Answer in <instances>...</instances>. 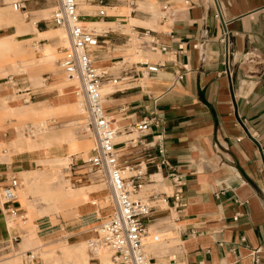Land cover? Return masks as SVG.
<instances>
[{
  "label": "crops",
  "instance_id": "obj_1",
  "mask_svg": "<svg viewBox=\"0 0 264 264\" xmlns=\"http://www.w3.org/2000/svg\"><path fill=\"white\" fill-rule=\"evenodd\" d=\"M83 2L86 10L90 6L104 11L99 16L78 6L81 21L95 22L96 30L105 29L98 33V46L90 52L92 63L98 70L106 65L108 70L102 71L122 80L116 86H102L105 115L120 135L118 140L126 138L116 143L118 164L122 172L141 167L145 176L132 196H146L155 205L146 222V238L153 241L156 235L158 242L147 255L154 264L158 260L161 264H264V0H133L132 6L131 0ZM15 3L24 10L17 14L12 7ZM49 5L39 0H0V58L23 53L31 46L30 56L37 64L30 73L21 70L0 81V124L21 121L9 106L23 110L29 115L26 120H32L47 108L35 111V106L64 94L65 75L47 66L55 63V49L60 46L57 31L62 30L45 19ZM164 6L172 13L167 20L161 18ZM135 34L139 38L135 55L141 57L134 63L137 78L132 64L123 63ZM151 40L166 51H150ZM150 66L158 67L156 72H148ZM10 76L24 93L16 94L8 84ZM152 112L162 121L170 168L155 169V150L142 153L127 143L134 126ZM159 133L161 129L152 127L143 142H152ZM5 137L0 133V192L12 176L20 181L14 203L3 205L0 199V248L15 246L24 252L48 254L87 244L96 226L112 213L104 201L107 192L95 188L104 184L76 171L77 167L71 166L68 172L65 168L63 181L73 184L67 185L73 193L65 195L64 188L59 197L67 199L39 208L38 200L30 196L44 188L41 184L51 174L43 180L34 168L62 167L69 161L52 157L49 145L42 144L38 135L19 144L14 137ZM170 173L178 177L181 187L172 186ZM27 175L37 178L36 186L28 184L30 178L25 181ZM178 190L180 214L174 208ZM149 191L158 195L155 201L147 196ZM65 208H73L76 219L66 224L69 235L48 248L42 230L52 226L44 218L49 213L55 222L56 211ZM8 209L16 210V216L9 218ZM72 238L79 239L67 242Z\"/></svg>",
  "mask_w": 264,
  "mask_h": 264
},
{
  "label": "built area",
  "instance_id": "obj_2",
  "mask_svg": "<svg viewBox=\"0 0 264 264\" xmlns=\"http://www.w3.org/2000/svg\"><path fill=\"white\" fill-rule=\"evenodd\" d=\"M103 1V0H96ZM133 0L129 2L133 5ZM57 7L52 12L51 21L57 27L65 32L69 42L68 47L59 50L58 67L68 79H75L80 83L83 96L85 112L82 116L84 126L90 132L93 139L94 147L91 150V156L87 161L81 162L80 166H75L76 171H83L86 175H97L100 182L105 185L109 192L108 203L112 209L111 215L104 222L95 228V237L87 243V254L90 264H101L98 254L101 250H105L110 257L112 264H154V261L144 251V238L148 231L146 222L150 218V213L155 205L152 202L142 199H132L141 187L140 180L145 176L141 172V167L131 171V175L122 176V169L118 164L119 153L116 149L117 144L114 142L116 131H113L110 122L105 115L104 106L102 104L101 88L104 84H112L116 86L122 80L114 78L105 71L98 70L92 63L90 52L98 46L99 34L88 30L80 25V14L77 11V0H56ZM14 9L24 10L20 4H12ZM99 16H104V11H98ZM172 16L163 7L161 18L167 20ZM150 51H166V47L158 45L154 40L149 41ZM180 52L182 48L179 49ZM122 64V63H121ZM133 73L136 75L134 64ZM158 67L150 66L148 72H156ZM184 72L187 71L185 66L182 67ZM178 79H182V74L178 75ZM8 84L16 89V94H21L20 87L16 83L15 77L10 76L7 79ZM24 101V100H23ZM152 127L161 129L155 139L150 143H144L143 137L150 131ZM136 137L127 140L132 147H139L142 153H148L155 150L157 154V162L152 163L155 169L160 166H168L165 160L164 136L162 129V121L152 112L149 116H145L139 123L134 126ZM23 133L27 136L36 133V129L28 126L23 129ZM264 155V150H262ZM65 170L71 171V168ZM264 171L261 169V172ZM172 186L181 187L178 177L174 173L168 175ZM73 186L70 182L66 181ZM19 187V179L12 176L7 185L0 192L1 204L9 205L17 200V189ZM174 205L177 214L182 211V205L179 204V194L176 191ZM158 195L151 194L149 198L156 200ZM8 217H15L17 211L8 209ZM176 220V218H175ZM234 220H237L235 215ZM244 242V239H241ZM153 242H158V237L153 236ZM9 249V248H8ZM233 248L230 250L233 252ZM21 264H41L39 257L32 251L18 253Z\"/></svg>",
  "mask_w": 264,
  "mask_h": 264
},
{
  "label": "rangeland",
  "instance_id": "obj_3",
  "mask_svg": "<svg viewBox=\"0 0 264 264\" xmlns=\"http://www.w3.org/2000/svg\"><path fill=\"white\" fill-rule=\"evenodd\" d=\"M40 2L43 3H50L49 5V11H48V16L45 18L47 20H50L52 17V12L55 10V8L57 7V2L56 0H39ZM81 6L82 10L90 13V14H95L98 13L96 12L99 11V9L96 8H91L90 6L88 7V10H86V6L84 5V2H81L80 0H78V6ZM80 8H78L79 14L82 12ZM95 11V12H94ZM108 14H111L112 12H107ZM156 14H158V11L156 12ZM155 14V15H156ZM29 19V17H27L25 19V21L27 22ZM84 22V21H83ZM86 23V22H85ZM83 27H86L88 30L92 31V32H96V33H102L105 29L102 30H96L95 28H97L98 26L93 24V25H84ZM108 27H113L116 29V27L113 25L108 26ZM56 29V27H54ZM62 32H64L63 30H60ZM124 33L126 34H130V30L128 28H124L122 30ZM65 35V32H64ZM139 38H137L136 34L131 36V41L129 42V50H128V54H126L123 58V63L125 62H129L130 64H134V63H138L141 59V57H137L135 55V52L137 50V48H139L138 41ZM63 46H57V48L55 49V56H56V60L55 63L48 65L50 71H60V68L57 65V61L59 59V50L62 49ZM33 52V49L31 46H27L25 51L23 53H19V54H14L11 57H1L0 58V70L3 71L2 76L0 75V81L5 80L6 76L9 74H20L21 70L26 72V73H30L31 69L36 67V63H34L32 61V58L30 56V54ZM95 66V64H93ZM96 67V66H95ZM117 68L121 67V64H118V66H116ZM99 70H108V68H106V65L99 67ZM61 74V72H59ZM2 77V78H1ZM64 94L60 95V97L55 98L51 101H47L44 104H39L37 106H35V111H39L41 110L43 107H48V106H55V107H64L65 109L64 111H62L60 114L58 115H52V116H48L47 120H42L40 117L36 116L34 119L32 120H26V121H17V120H12V121H8V122H3L2 124H0V133L6 134L8 139H11L12 137H17L18 134H21L22 136H24L25 134L23 133V129H25L28 126H36L39 127V129L41 128V124L43 123V121L46 123L47 129L49 130L50 133L54 132V133H59L61 135L70 133L73 134L75 139L78 141L79 146L77 148V151L73 152L70 154L71 156V160L68 162L67 165H64L62 167H56L50 164H46L44 165V167H39L36 166L34 168V170H36L39 173V177L44 179H47V175L51 174L50 180L46 181L43 183V185L41 184V187L43 189H41L40 191H37L35 193H33V196H30L32 199L34 200H38L39 204V208L41 207H50V206H56L58 201H60V199L65 200L67 199L66 197H59L60 192H62L65 189H69L70 187L67 186L68 183L63 181V176L66 173V171H64L65 168L71 167L68 166L70 163L71 165H78L80 166L81 162L87 161L89 159V157L91 156V150L94 147L93 144V139L91 137L90 132L86 129V127L84 126V122H83V113H81L78 116H73L72 115V110L73 108V96L71 95V90L76 86H78L77 83L75 82H69L68 79L65 76V81H64ZM62 86V87H63ZM80 89V101H82V92H81V88L80 86H78ZM47 89V88H46ZM12 97L17 100V102L19 104H22V100H20L21 98H16L15 96L12 95ZM12 107V106H10ZM83 107H84V102H83ZM64 112H66L64 114ZM73 118H77V120L74 121V125H68L70 124L69 121H71ZM35 127V128H36ZM39 135H42L39 133ZM27 136V135H25ZM136 137V133H133V135L129 138H133ZM126 138L122 137V139L120 140H115V143H119L124 141ZM68 146H70L68 144ZM7 148V147H5ZM75 168V166H73ZM68 172V171H67ZM60 173V177H57L56 174ZM91 176L95 177L98 181H100V178L97 177V175H93L91 174ZM31 179V181H27L28 179ZM20 181V180H19ZM25 181L28 182V184L30 183V186L32 184V186H36L37 185V178L35 176L32 175H27L25 177ZM48 183V185H44ZM28 186H26V184L24 185V188L26 189ZM65 188V189H64ZM97 189L100 190H104L107 192L106 195V199H109V195H108V191L107 188L104 185H99L97 187H95ZM152 193V191H149L147 193V196H149ZM142 200L147 199L146 196H143L141 198ZM108 205H110L108 203ZM58 212V213H57ZM56 215L58 216L57 221L53 222L51 215L48 213V216H46L44 218V221H46L48 224V226H52V229L47 228V227H43L42 233L46 234V244H49L47 247H56L60 244L61 238L63 235H69L67 233V230L69 228H65L66 224L68 223H72L73 221H75L76 219V212L75 210H73V208H65V209H61L59 211H56ZM60 226H63L65 229V232L61 229ZM23 229V228H22ZM24 230V229H23ZM50 231V232H49ZM25 232V231H24ZM49 232V234H47ZM24 234V233H23ZM22 234V235H23ZM21 235V236H22ZM95 235V233H94ZM95 236H93L94 238ZM92 238V239H93ZM21 239V238H20ZM79 239V238H78ZM75 239H71L67 242L69 243H75L78 241ZM56 241V242H53ZM52 242V243H51ZM24 252L22 249L18 248L16 249L15 246H10V248L8 250H2L0 248V264H21L20 261V257L18 255V253H22ZM33 252V251H32ZM146 254L147 253H151V251L146 247ZM36 255L39 257V260L41 262V264H48L47 262H45L39 252L36 250ZM100 258V257H99ZM109 259V257H108ZM101 260V264H107V262H105L104 260ZM110 260V259H109Z\"/></svg>",
  "mask_w": 264,
  "mask_h": 264
},
{
  "label": "bare ground",
  "instance_id": "obj_4",
  "mask_svg": "<svg viewBox=\"0 0 264 264\" xmlns=\"http://www.w3.org/2000/svg\"><path fill=\"white\" fill-rule=\"evenodd\" d=\"M80 1L83 2L84 0H80ZM77 5H78V0H77ZM14 10L17 13V11L19 9H14ZM77 11H78V7H77ZM78 13H79V11H78ZM86 24L97 25L95 22H93V23L86 22L85 23V22L80 20L81 26H84ZM33 32H34V35L36 36L37 35V29L35 27L33 28ZM57 34L59 36L60 46L68 47L69 42L66 38V35H64V32L58 30ZM68 81L69 82H75L78 84V86H80V83L75 79H68ZM78 86L77 87L75 86L71 90V95L73 96L72 105L74 108L71 113L73 116H78L81 113L84 114V112H85V108L83 107V96H82V101H80V92H79L80 89H78L79 88ZM102 88H101V95H102V104H103V101H104L103 95L106 92V90H104V87H102ZM64 109H65V106L64 107L48 106L47 108H44L41 111H39L38 113H36L35 116H38L42 120L45 121V120H47L48 116L58 115L62 111H64ZM11 110L13 113H18L19 118L21 119V122L26 121L27 116H29L26 112H24L21 109H17L16 107L12 106ZM75 120H77V118H73L71 121H69V123L70 122L71 123L68 125H74ZM44 121L41 124L42 129H39V127H36V126H32L34 128L36 127L35 128L36 129L35 134L29 135V136H25V135L22 136L21 134H18L17 137H14V139H17L16 141L19 144V143L24 142V140L28 141L31 137L38 135V137H40V141L42 144L49 145V149L51 150L50 154L52 157H55L56 159H58L60 157V158H63L64 160H66L67 162L70 161V154L77 151V148L79 146L78 141L75 139L74 135L70 134V133L64 134V135H62V137L58 138L57 133H54V132L50 133L49 132V130L47 129L46 123H45L46 121L45 122ZM111 128L113 131H115L114 126H112ZM39 133L42 135H39ZM119 136L115 135V140H118L120 138ZM51 143L55 144L56 147L51 148V146H50ZM68 144L70 146H68ZM129 174H130L129 171L128 172L127 171L122 172L123 177H125ZM72 193H73V190L69 188V189H66L65 195L69 196ZM131 197H132V199H136V197H134V196H131ZM104 201L106 204H108V198L105 199ZM143 242L145 244L144 251H146V247L150 251H152V249L156 246V244L152 241L151 238L145 237ZM39 254H40L41 258L45 262H47L48 264H59L60 261L68 263V264H88V260H89V256L87 254V244H82L81 246H78L76 248L62 249L60 251L59 250L53 251L52 253H48V254H44L43 252L42 253L39 252ZM98 257H100L102 260L107 262V264H112L111 260H109L110 259L109 254L105 250H101L98 254ZM108 257H109V259H108ZM156 264H161V261L158 260Z\"/></svg>",
  "mask_w": 264,
  "mask_h": 264
},
{
  "label": "water",
  "instance_id": "obj_5",
  "mask_svg": "<svg viewBox=\"0 0 264 264\" xmlns=\"http://www.w3.org/2000/svg\"><path fill=\"white\" fill-rule=\"evenodd\" d=\"M261 155H262V161H263V163H264V155L262 154V152H261Z\"/></svg>",
  "mask_w": 264,
  "mask_h": 264
}]
</instances>
